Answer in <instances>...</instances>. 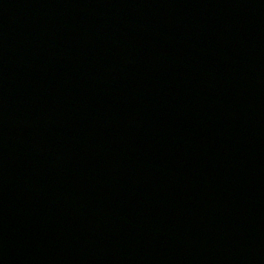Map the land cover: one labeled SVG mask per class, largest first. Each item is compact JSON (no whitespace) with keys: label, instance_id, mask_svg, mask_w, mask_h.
<instances>
[{"label":"water","instance_id":"obj_1","mask_svg":"<svg viewBox=\"0 0 264 264\" xmlns=\"http://www.w3.org/2000/svg\"><path fill=\"white\" fill-rule=\"evenodd\" d=\"M0 264H264V0H0Z\"/></svg>","mask_w":264,"mask_h":264}]
</instances>
